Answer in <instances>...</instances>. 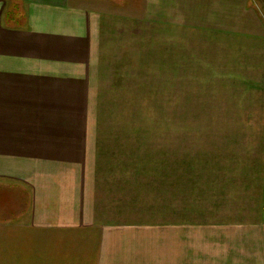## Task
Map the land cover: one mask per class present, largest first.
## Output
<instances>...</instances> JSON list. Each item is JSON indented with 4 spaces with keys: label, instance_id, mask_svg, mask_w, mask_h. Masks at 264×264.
<instances>
[{
    "label": "crops",
    "instance_id": "1",
    "mask_svg": "<svg viewBox=\"0 0 264 264\" xmlns=\"http://www.w3.org/2000/svg\"><path fill=\"white\" fill-rule=\"evenodd\" d=\"M14 2L24 25H3ZM139 2L0 0V91L27 107L0 123V264H264V10ZM126 64L167 75L171 121L218 122H170L166 155L131 152L129 125L86 112L101 67ZM190 81L212 88L176 90ZM182 136L208 155L195 182Z\"/></svg>",
    "mask_w": 264,
    "mask_h": 264
},
{
    "label": "rangeland",
    "instance_id": "2",
    "mask_svg": "<svg viewBox=\"0 0 264 264\" xmlns=\"http://www.w3.org/2000/svg\"><path fill=\"white\" fill-rule=\"evenodd\" d=\"M74 1L79 0H71V3H74ZM84 1L92 5H97V2H101L100 4L104 9L112 10H120L119 8L122 5V0ZM255 1L257 6L264 10V0ZM130 2L127 6L129 11L131 8L134 9L137 6V3L134 1ZM139 4H141V0ZM3 25L6 24L3 22ZM0 61L3 60L0 59ZM2 63L7 62L4 61ZM124 68L127 73L126 75L113 77V74H108V67H101L100 79L105 77L106 82H103V79V81L97 84L95 92L97 98L94 100L95 105L92 103L87 104L86 112H89L87 113L88 116L90 112L95 111L96 121L99 124H113L117 127L120 125H129L128 128H130V131L127 134L131 133L133 135V142L131 143L133 150L131 149V152L152 155V157L166 155L168 147V133L166 131L170 122H187L193 125L192 129L197 128L194 125H200V123L207 125L218 122V116L215 114L207 112L200 114L199 111L176 114L171 121V116L168 113V97L170 91L169 83L166 82L167 75L165 77L164 75L153 76L150 68H145L148 72L145 70L141 72L134 65L128 66L126 64ZM195 69L198 70V68ZM189 72L190 70H188ZM189 74L191 76L187 78L192 80L198 78V75H194L193 72ZM140 78H143V80L140 81ZM176 85V90L182 89L184 85L187 89L193 88V90L200 92L203 90L206 92L212 88V86L209 87L206 83L199 85L193 81L187 82L186 84L177 83ZM3 93L0 91V123L15 121V117H17L18 121H21L19 120L18 114L22 115L26 111L25 101L6 98L3 96ZM107 133L115 134V131ZM198 142V139L196 141L194 139L188 140L186 136H182L181 144H176V170L178 172L179 170H183L184 166H187V172H190V174L192 172L193 182L198 181L200 173L208 172V168H204L206 164L201 162V158H208V155L205 151L202 152L200 150ZM157 165L156 163L155 166Z\"/></svg>",
    "mask_w": 264,
    "mask_h": 264
},
{
    "label": "trees",
    "instance_id": "3",
    "mask_svg": "<svg viewBox=\"0 0 264 264\" xmlns=\"http://www.w3.org/2000/svg\"><path fill=\"white\" fill-rule=\"evenodd\" d=\"M24 21L19 3L14 2L5 13V24L9 26H22L24 25Z\"/></svg>",
    "mask_w": 264,
    "mask_h": 264
}]
</instances>
